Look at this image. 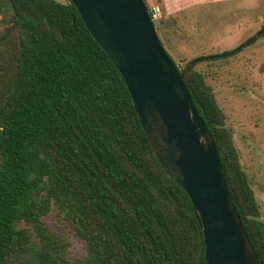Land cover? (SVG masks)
<instances>
[{"label":"trees","instance_id":"obj_1","mask_svg":"<svg viewBox=\"0 0 264 264\" xmlns=\"http://www.w3.org/2000/svg\"><path fill=\"white\" fill-rule=\"evenodd\" d=\"M12 1L16 11L0 0V264H206L188 193L160 164L123 75L73 1ZM259 36L264 28L245 44ZM210 57L182 68L172 60L264 264L254 189L226 114L195 67ZM52 211L84 241L85 256H67L44 220Z\"/></svg>","mask_w":264,"mask_h":264},{"label":"water","instance_id":"obj_2","mask_svg":"<svg viewBox=\"0 0 264 264\" xmlns=\"http://www.w3.org/2000/svg\"><path fill=\"white\" fill-rule=\"evenodd\" d=\"M72 1L123 75L160 164L188 193L202 222L206 264H260L223 177L215 139L145 1Z\"/></svg>","mask_w":264,"mask_h":264},{"label":"rangeland","instance_id":"obj_3","mask_svg":"<svg viewBox=\"0 0 264 264\" xmlns=\"http://www.w3.org/2000/svg\"><path fill=\"white\" fill-rule=\"evenodd\" d=\"M145 1L149 10L158 7L154 25L158 24L161 43L180 68L194 58L214 56L195 67L204 73L226 114L264 220V36L245 44L264 28V0ZM242 44L239 52L220 56ZM44 220L63 239L68 257L86 255L84 241L55 211Z\"/></svg>","mask_w":264,"mask_h":264},{"label":"built area","instance_id":"obj_4","mask_svg":"<svg viewBox=\"0 0 264 264\" xmlns=\"http://www.w3.org/2000/svg\"><path fill=\"white\" fill-rule=\"evenodd\" d=\"M149 12L152 13V16L151 17H152V19H154L156 17V15H157L156 13L158 12V7L153 6L152 8H150Z\"/></svg>","mask_w":264,"mask_h":264},{"label":"clouds","instance_id":"obj_5","mask_svg":"<svg viewBox=\"0 0 264 264\" xmlns=\"http://www.w3.org/2000/svg\"><path fill=\"white\" fill-rule=\"evenodd\" d=\"M149 10V9H148ZM150 13V12H149Z\"/></svg>","mask_w":264,"mask_h":264}]
</instances>
